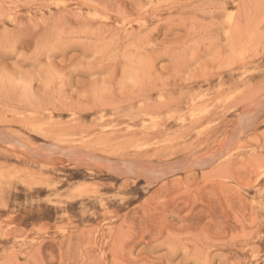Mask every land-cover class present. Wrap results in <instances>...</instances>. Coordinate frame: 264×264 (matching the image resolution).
<instances>
[{
	"label": "rangeland",
	"instance_id": "1",
	"mask_svg": "<svg viewBox=\"0 0 264 264\" xmlns=\"http://www.w3.org/2000/svg\"><path fill=\"white\" fill-rule=\"evenodd\" d=\"M0 264H264V0H0Z\"/></svg>",
	"mask_w": 264,
	"mask_h": 264
},
{
	"label": "bare ground",
	"instance_id": "2",
	"mask_svg": "<svg viewBox=\"0 0 264 264\" xmlns=\"http://www.w3.org/2000/svg\"><path fill=\"white\" fill-rule=\"evenodd\" d=\"M246 112V111H245ZM240 121V120H239ZM193 162V161H192ZM11 182V181H10Z\"/></svg>",
	"mask_w": 264,
	"mask_h": 264
}]
</instances>
